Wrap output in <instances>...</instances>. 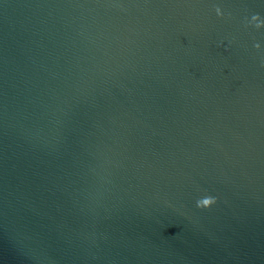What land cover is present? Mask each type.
<instances>
[{
    "label": "water",
    "instance_id": "95a60500",
    "mask_svg": "<svg viewBox=\"0 0 264 264\" xmlns=\"http://www.w3.org/2000/svg\"><path fill=\"white\" fill-rule=\"evenodd\" d=\"M0 264H264V0H0Z\"/></svg>",
    "mask_w": 264,
    "mask_h": 264
},
{
    "label": "clouds",
    "instance_id": "9594fccd",
    "mask_svg": "<svg viewBox=\"0 0 264 264\" xmlns=\"http://www.w3.org/2000/svg\"><path fill=\"white\" fill-rule=\"evenodd\" d=\"M216 12L218 15L221 14V10L219 8H216ZM252 19L255 21L257 19V17L253 16ZM260 25L257 24V27H259ZM216 198L212 197V196H206L203 197L201 199H198L196 201V205L197 207H208L210 205H212L213 203H215Z\"/></svg>",
    "mask_w": 264,
    "mask_h": 264
}]
</instances>
